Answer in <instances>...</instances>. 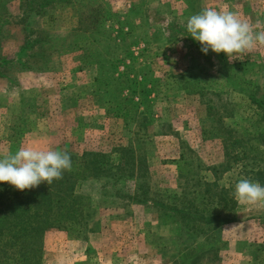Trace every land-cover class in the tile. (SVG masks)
<instances>
[{
  "label": "rangeland",
  "instance_id": "obj_1",
  "mask_svg": "<svg viewBox=\"0 0 264 264\" xmlns=\"http://www.w3.org/2000/svg\"><path fill=\"white\" fill-rule=\"evenodd\" d=\"M90 3H97V8L107 6V11L115 14L114 20L106 24L114 42L96 36L90 51L84 47L89 40L81 31H75L79 26L74 8L58 6L36 22V27L44 30L42 40L52 41L44 50L43 56L47 57L43 63L23 58L26 68L17 63L2 66V58L17 59L15 52L25 42L22 25L16 19H8L4 12L6 24L0 25V72L4 73L0 76V155L25 146L67 150L71 155H81L85 150L108 152L127 146L137 136L150 169L152 193L158 191L161 198L179 194L180 183L171 162L182 152L207 168L224 162L221 141L213 136L216 133L207 137L202 134L206 127H214L206 107L216 101L215 94L231 103L234 115L226 119L227 123L237 125L240 130L248 125L252 126L250 131L258 130L254 127L253 107L246 99L247 91L229 79L231 72L224 61L243 62L250 68L246 78L264 88V48H256L244 56L228 57L210 49L205 54L199 42L187 33V19L204 8L221 10L227 6L241 19L264 21V0H91ZM10 6L14 12L12 7L17 2ZM114 59L120 62L116 63L114 77L124 88L119 98L140 101V96L128 89L131 81L145 84L150 92V109H139L142 113L132 114L133 121L123 117L130 114L116 109L110 101L114 81L110 87H106L109 78L97 82ZM195 75L200 76L199 87L193 86ZM194 90L204 95L194 94ZM238 165V169L219 180L221 186L232 187L230 196L240 178H250L240 165L251 168L253 162L245 159ZM201 174L207 181L214 179L210 171ZM101 185V181L89 179L76 186V194L87 198L94 211L92 221L99 223L98 229L90 232L94 224H88L77 240L61 231H51L50 236L47 233L45 264H177L179 252L187 244H193L187 236L183 241L177 239L173 225L165 226L163 220H156V215L142 206L115 207L119 201L112 198L105 205L100 204ZM233 200V216L240 223L224 228L223 236L228 243L207 253L197 264H251L257 245H264V208L240 205Z\"/></svg>",
  "mask_w": 264,
  "mask_h": 264
},
{
  "label": "trees",
  "instance_id": "obj_2",
  "mask_svg": "<svg viewBox=\"0 0 264 264\" xmlns=\"http://www.w3.org/2000/svg\"><path fill=\"white\" fill-rule=\"evenodd\" d=\"M90 1L18 0L19 14L13 15L7 6L10 3L0 0V25L6 24V20L3 19L6 11L8 19H16V23L21 24L25 32V42L15 55L17 59L2 58V66L17 63L26 68L22 61L25 57L31 58L33 62H44L47 57L43 56L44 50L52 41L50 39L48 41L47 38L42 40L44 30L36 27V22L38 18L42 19L48 11L58 6L70 5L72 10L74 8L79 26L75 31H81L90 42L84 47L91 51L96 36H102L106 41L113 43L106 24L109 20H114L115 14L107 11L108 7L104 6L106 3H102L104 9L97 8L98 2L91 4ZM89 55L93 56V53L90 52ZM117 62V59L112 60L97 82L101 83V80L109 78L110 83L106 84V87H110L114 81L112 90L114 95L110 101L114 107L117 106L116 109L125 110L126 115L130 114L123 117L133 121L132 114L142 113H139V109L143 108V111L150 109L148 102L150 92L146 90L145 84L137 85L131 81L127 84L128 89H131L133 95L137 93L140 101L134 103L131 99L119 98L124 88L114 77ZM96 63H99L98 58ZM224 64L231 72L229 79L247 91L246 99L253 107L252 114L256 120L254 127L258 130L250 131L251 125L240 130L237 125L234 124V127L227 123L226 119L233 118L234 115L231 103L215 94L216 101L206 107L208 116L213 118L214 127H206L202 134L207 137L211 132L216 133L213 136L221 141L223 149L222 164L207 168L197 159L182 152L176 161L171 162L175 165L181 191L168 198H161L162 195L157 193L158 191L156 194L152 193L154 187L150 184L152 179L149 176L146 154L141 151L142 146L140 147V141L135 136L136 138L131 139L127 146L113 151L85 150L81 155L70 154L71 171H65L63 178L54 180L51 185L42 182L35 188L20 191L7 182L0 183V264H44V242L47 233L61 231L70 235L72 240H77L87 230L88 224H94L88 231L98 229L99 223L92 221L95 213L87 198L76 194L78 183L89 179L102 182L100 204L105 205L104 202L112 198L119 201L115 207L142 206L148 213L155 214L156 220H163L165 226L173 225L178 230L174 228L172 230L177 239L183 241L187 236L188 241L193 244H187L179 252L177 264H197L207 256V253L221 245L224 247L228 243L223 236L224 228L240 222L233 216L234 196L229 194L232 187L221 186L219 180L223 175L238 169V164L247 159L253 162L251 168L240 165V169H243L242 172H245L249 179L264 185V88L254 80L246 78L250 68L243 62L224 61ZM3 75L4 73L0 72V76ZM195 78L196 83L194 82L193 86L199 87L200 76L195 75L194 80ZM194 91V94L204 95L202 91ZM253 142L256 144L253 145ZM256 151L260 153L257 154ZM204 171L211 172L213 181H207L202 176L201 173ZM146 224L148 225V222ZM249 244L252 245L251 242ZM250 263L264 264V245H257Z\"/></svg>",
  "mask_w": 264,
  "mask_h": 264
},
{
  "label": "clouds",
  "instance_id": "obj_3",
  "mask_svg": "<svg viewBox=\"0 0 264 264\" xmlns=\"http://www.w3.org/2000/svg\"><path fill=\"white\" fill-rule=\"evenodd\" d=\"M186 31L199 42L200 50L205 54L210 49L217 54L223 52L228 57L244 56L256 48H264V21L253 23L241 19L227 6L221 10L208 7L191 15L186 22ZM71 168L67 150L25 146L0 155V183L7 182L23 191L42 182L51 185L54 180L62 179L63 173L71 171ZM233 196L240 205L264 208V185L258 181L240 178L234 186Z\"/></svg>",
  "mask_w": 264,
  "mask_h": 264
},
{
  "label": "crops",
  "instance_id": "obj_4",
  "mask_svg": "<svg viewBox=\"0 0 264 264\" xmlns=\"http://www.w3.org/2000/svg\"><path fill=\"white\" fill-rule=\"evenodd\" d=\"M4 1L9 2L10 4H12V3H14V2H17V6L12 7V10H13L14 12H12V11L10 10V13L13 14V15H18V14H19V9H18L19 2H18V0H4ZM10 4L7 5V6H9V9H10V7H11ZM42 20H43V19H42ZM14 26H15V25H14ZM16 53H17V52H15V55H16ZM58 233H59V232H58ZM48 234H49V236L51 235L50 232H49ZM44 251H45V248H44ZM44 254H45V252H44ZM44 264H45V261H44Z\"/></svg>",
  "mask_w": 264,
  "mask_h": 264
}]
</instances>
